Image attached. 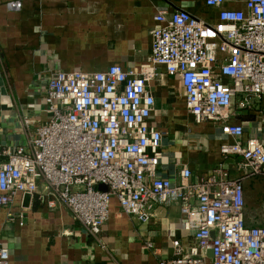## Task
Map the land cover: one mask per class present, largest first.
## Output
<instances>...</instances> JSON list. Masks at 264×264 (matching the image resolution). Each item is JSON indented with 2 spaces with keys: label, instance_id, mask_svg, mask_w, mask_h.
Returning a JSON list of instances; mask_svg holds the SVG:
<instances>
[{
  "label": "built area",
  "instance_id": "obj_1",
  "mask_svg": "<svg viewBox=\"0 0 264 264\" xmlns=\"http://www.w3.org/2000/svg\"><path fill=\"white\" fill-rule=\"evenodd\" d=\"M22 1L7 7L18 10ZM204 2L218 9L215 23L181 9L155 12L149 65L140 70L114 64L103 72H50L46 120L35 125L22 117L25 143L0 150L6 222L23 225V209L11 206L27 194L49 210L65 209L103 248L100 234L113 200L141 223L149 221L151 203L176 205L191 245L172 240V256L158 264H264V226L246 224L243 191L245 181L264 176V144L229 123L236 111L264 104V0ZM227 2L242 8H226ZM158 67L179 79L195 123L219 127L228 140L219 153L222 161L235 159L234 168L220 163L193 177L181 166L176 182L157 175L163 136L148 122L154 98L147 85ZM8 261L0 245V264Z\"/></svg>",
  "mask_w": 264,
  "mask_h": 264
},
{
  "label": "crops",
  "instance_id": "obj_2",
  "mask_svg": "<svg viewBox=\"0 0 264 264\" xmlns=\"http://www.w3.org/2000/svg\"><path fill=\"white\" fill-rule=\"evenodd\" d=\"M12 1L0 0V150L25 143L22 117L35 125L46 120L50 72H103L114 64L140 70L149 65L157 10L181 9L207 23H215L218 13L204 0H23L20 9L10 10ZM224 7L242 8L231 2ZM156 71L147 88L154 98L148 122L163 136L157 175L176 182L181 166L193 177L206 176L220 163L234 168L235 159L222 161L219 153L228 141L219 127L195 123L179 79L161 67ZM229 123L242 125L244 138L264 144V104L236 111ZM22 203L17 198L11 206L23 209L22 226L6 222L7 208L0 207V245L9 251L8 264H158L172 256V240L185 249L191 245L176 205L151 203V217L141 223L122 214L113 200L100 234L102 248L65 209L49 210L35 197L26 208Z\"/></svg>",
  "mask_w": 264,
  "mask_h": 264
},
{
  "label": "rangeland",
  "instance_id": "obj_3",
  "mask_svg": "<svg viewBox=\"0 0 264 264\" xmlns=\"http://www.w3.org/2000/svg\"><path fill=\"white\" fill-rule=\"evenodd\" d=\"M255 180L256 186L244 191L245 214L252 218L253 225L264 226V176Z\"/></svg>",
  "mask_w": 264,
  "mask_h": 264
},
{
  "label": "trees",
  "instance_id": "obj_4",
  "mask_svg": "<svg viewBox=\"0 0 264 264\" xmlns=\"http://www.w3.org/2000/svg\"><path fill=\"white\" fill-rule=\"evenodd\" d=\"M258 178H260V177L253 178L247 184H243V191L250 190L253 188V186H256V183H255L256 180L255 179H258ZM245 222H246V224H253L252 218L247 216L246 214H245Z\"/></svg>",
  "mask_w": 264,
  "mask_h": 264
},
{
  "label": "water",
  "instance_id": "obj_5",
  "mask_svg": "<svg viewBox=\"0 0 264 264\" xmlns=\"http://www.w3.org/2000/svg\"><path fill=\"white\" fill-rule=\"evenodd\" d=\"M99 189L100 190H102V191H106V187H104V186H99ZM29 202H30V196L29 195H24V197H23V203H22V205H23V207H28L29 206ZM209 256H211V252H208L207 253Z\"/></svg>",
  "mask_w": 264,
  "mask_h": 264
}]
</instances>
